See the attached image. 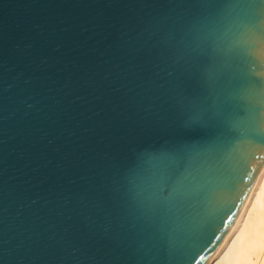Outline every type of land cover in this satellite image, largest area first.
<instances>
[{"label":"water","instance_id":"obj_1","mask_svg":"<svg viewBox=\"0 0 264 264\" xmlns=\"http://www.w3.org/2000/svg\"><path fill=\"white\" fill-rule=\"evenodd\" d=\"M243 15L213 0H0V264L208 262L264 165V146L215 116L247 71ZM178 147L198 153L196 187L151 204L145 181Z\"/></svg>","mask_w":264,"mask_h":264},{"label":"snow or ice","instance_id":"obj_2","mask_svg":"<svg viewBox=\"0 0 264 264\" xmlns=\"http://www.w3.org/2000/svg\"><path fill=\"white\" fill-rule=\"evenodd\" d=\"M222 8H240L244 15L233 21L239 38L233 47L246 53L247 71L235 85V103L227 114L217 110L228 132L236 141L264 146V0H213ZM231 30V29H230ZM211 38V34H209ZM205 75L209 85L218 71L212 57L205 58ZM195 149L178 147L163 167H157L146 179L143 192L151 204L172 203L191 193L198 182L202 165Z\"/></svg>","mask_w":264,"mask_h":264},{"label":"bare ground","instance_id":"obj_3","mask_svg":"<svg viewBox=\"0 0 264 264\" xmlns=\"http://www.w3.org/2000/svg\"><path fill=\"white\" fill-rule=\"evenodd\" d=\"M206 264H264V165L233 224Z\"/></svg>","mask_w":264,"mask_h":264}]
</instances>
